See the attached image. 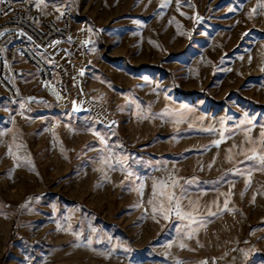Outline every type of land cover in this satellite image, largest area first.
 <instances>
[{
    "label": "rangeland",
    "instance_id": "1",
    "mask_svg": "<svg viewBox=\"0 0 264 264\" xmlns=\"http://www.w3.org/2000/svg\"><path fill=\"white\" fill-rule=\"evenodd\" d=\"M13 1L75 37L0 99V264H264V0Z\"/></svg>",
    "mask_w": 264,
    "mask_h": 264
},
{
    "label": "built area",
    "instance_id": "2",
    "mask_svg": "<svg viewBox=\"0 0 264 264\" xmlns=\"http://www.w3.org/2000/svg\"><path fill=\"white\" fill-rule=\"evenodd\" d=\"M73 15L64 11L59 20L45 18L36 22L31 14L15 5L13 0L0 3V99L6 95L14 97L21 69L16 65L18 56H25L37 69L43 82L52 81L55 88L54 71L38 49L51 54L50 43L58 38L74 39ZM51 128L54 125L51 124Z\"/></svg>",
    "mask_w": 264,
    "mask_h": 264
},
{
    "label": "snow or ice",
    "instance_id": "3",
    "mask_svg": "<svg viewBox=\"0 0 264 264\" xmlns=\"http://www.w3.org/2000/svg\"><path fill=\"white\" fill-rule=\"evenodd\" d=\"M0 3H3V0H0ZM165 6H166V4H162L161 5V7H165ZM257 7L258 8H264V3L258 4ZM255 12H256V8L252 9V11L249 14L250 18H251L252 13H255ZM0 35H3V33H0ZM82 74L83 73H81V75ZM260 135H261V144L264 145V132H261ZM248 160L255 161V162H257L259 164V166L261 168H264V151H262L259 154H255V152H254L253 155L248 157ZM117 163H120V161H117ZM172 186L173 187L176 186V182L175 181L173 182ZM163 188H164V185L162 184L161 185L162 191H161L160 194L163 195L166 198L167 202H168V211H172L173 208H174V210L176 211L177 216H180L181 215V210H180V200H179V198L175 196V193L163 191ZM153 194H154V196L157 194L156 185L153 186ZM150 203H151V201H150ZM225 206H227V201H225ZM162 208H163V205H162ZM153 210L155 211L156 209L154 208ZM211 214L214 215V213H211ZM164 218L167 219L168 216L165 215ZM189 219H192L193 223H196V221L191 216H189Z\"/></svg>",
    "mask_w": 264,
    "mask_h": 264
},
{
    "label": "bare ground",
    "instance_id": "4",
    "mask_svg": "<svg viewBox=\"0 0 264 264\" xmlns=\"http://www.w3.org/2000/svg\"><path fill=\"white\" fill-rule=\"evenodd\" d=\"M48 82H50V81H46V83H48Z\"/></svg>",
    "mask_w": 264,
    "mask_h": 264
}]
</instances>
